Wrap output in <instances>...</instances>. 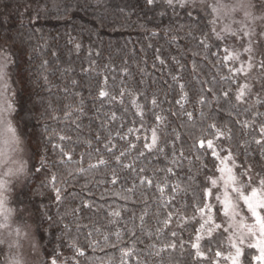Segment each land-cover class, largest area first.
I'll use <instances>...</instances> for the list:
<instances>
[{"label":"trees","instance_id":"1","mask_svg":"<svg viewBox=\"0 0 264 264\" xmlns=\"http://www.w3.org/2000/svg\"><path fill=\"white\" fill-rule=\"evenodd\" d=\"M190 11L188 16L183 9H177V15L162 0L152 5L146 0H0V46L13 53L10 70L16 86L14 117L29 152L28 179L15 193L14 203L28 209L35 224L40 241V264H50L59 253L63 255L58 264L68 261L70 264H122V261L123 264H209L213 259L207 252V240L201 244L208 260H198L190 243H185L183 250L179 244L175 249L164 248L169 242L168 229L157 232L163 226L155 214L159 211L162 221L165 210L157 208L151 191L145 194L147 215H144L143 203L134 204L118 195H131L135 200L144 192L140 178L156 179L151 164L142 157L137 159L144 141H137L135 136H150V132L141 129L135 135L129 134L127 141L116 135L117 129L121 134L126 133L133 126L132 120L136 121L135 127L140 126L133 101L142 105L147 125L160 129L162 140H169L177 149L183 148L185 155L194 143L197 154L207 151L208 155L202 159L209 168L211 150L199 148L198 139H213L215 128L210 125L215 124L217 128L227 125L232 139L222 143L225 148L230 143L233 153L242 150L246 142L264 139L258 131L264 126V104L258 103L256 95L261 84L246 81L243 76L232 82L221 79L230 75L225 65L232 62L217 60L223 48L215 46L218 42L211 32L215 26L209 9ZM233 43L229 40L226 46ZM76 44L80 45L79 49ZM173 76L178 80H173ZM245 87L251 88V94H246L245 102L239 103L235 94ZM229 88V95L224 97L223 91ZM121 89L123 97L119 95ZM201 89L204 104L199 103ZM100 90L107 91L109 97L99 98ZM113 94L117 96L115 101L110 100ZM185 95L181 108L176 101ZM153 98L158 103L165 101L153 109L164 118L161 122L155 121L147 111ZM81 99L83 111L89 116L93 102L96 107L103 104L105 111L110 110L117 116L108 125L111 138L108 131L97 127L98 122L89 126L88 117L79 111ZM259 99L264 101V91L259 93ZM217 103L222 111L217 110ZM185 112H191L192 117ZM122 116L124 127L119 128ZM61 136L67 139L60 140ZM89 140L91 147L85 143ZM128 141L136 144V148L129 150ZM53 144L65 152L72 150L73 156L71 162L58 170L62 186L66 188L62 202L55 201L53 193L41 187L46 175L32 171V165L35 163L38 167L42 158L49 163L58 159L59 149L54 152ZM122 151L124 155H120ZM117 156L119 160L115 159ZM101 158L107 163L100 164ZM248 163L252 164L253 160ZM125 165H132L137 171ZM141 166L147 170L138 176ZM81 168L85 169L83 173ZM252 171L258 169L253 167ZM124 177L128 178L126 182ZM129 188L133 191L129 192ZM125 206L131 211L126 212ZM117 208L124 220L135 212V226L128 223L125 229L119 220L117 224H110L117 219L111 215ZM170 227H175V223ZM117 230L122 233L120 240L114 234ZM194 231L184 233L183 239L189 241ZM93 243L100 246L89 247ZM71 246L82 250L84 256H74ZM121 249L131 255L123 257ZM157 250H161L159 255H155ZM249 253L250 249L244 255L246 264Z\"/></svg>","mask_w":264,"mask_h":264},{"label":"snow or ice","instance_id":"2","mask_svg":"<svg viewBox=\"0 0 264 264\" xmlns=\"http://www.w3.org/2000/svg\"><path fill=\"white\" fill-rule=\"evenodd\" d=\"M147 4L152 5L157 3V0H146ZM163 4L177 12V9H183L188 16H191L190 9L207 10L211 9L212 13H216L217 16L226 8L221 0H215L213 3H209L208 0H162ZM241 6L244 5V0H240ZM249 7L255 8L260 13L258 17H253V21L256 20L264 22V0H250ZM247 15L251 16L252 13L248 12ZM215 24V21H212ZM214 35V39L218 42L215 46L217 49L223 48V53L217 56L218 62L230 61L231 64H226L230 73L229 76L221 77L222 80L232 82L238 76H243L246 81L261 84V87L257 89L256 95L258 103L264 104V101L259 99V93L264 91V23L258 25V30H248L245 28H239L238 30H232L231 27L222 29L220 32L215 27L211 29ZM206 38H207V34ZM231 40L234 43L230 46H226L227 42ZM207 47L205 41H201ZM77 49L80 48L79 44H76ZM215 55V53H213ZM243 57V59H241ZM13 53L10 49L0 48V94L4 92L5 86L8 82L9 72L8 69L11 66ZM45 64L47 61L44 62ZM163 63V62H162ZM254 73V75H252ZM47 83V77H44ZM173 80H178V77L173 76ZM107 81V77L105 78ZM183 89V85H180ZM203 89H201V99L199 103L204 104L206 100L203 96ZM211 92V89L208 90ZM231 88L223 91V96L227 97ZM143 95V93H141ZM246 94H251V88H240L235 94V99L239 103H244ZM119 95L123 97L124 90L121 89ZM109 97V93L104 90L99 91V98ZM117 96L113 94L110 97L111 101H115ZM147 99V98H145ZM217 101L219 98H216ZM186 100V95L181 96L180 100L176 103L183 108V102ZM165 101H160L163 103ZM140 117V126L135 127V120H132V127L127 128V132L121 134L117 129L116 135L120 140L127 141L129 134L135 135L140 132L141 129L150 132L149 135H136L137 141L143 140V149L139 151L137 159L143 158L151 164V172L156 179H151L148 176H142L139 180L140 185L144 186V192L137 195L133 200L131 195L125 196L122 194L120 198L125 201H131L132 203H143L145 205L144 215H147L148 201L146 193L151 191L153 201L156 203L157 208H163L165 210L164 219L160 220V212L155 214L158 223L162 224V228H158L157 232H161L164 229H168L167 235L169 242L164 245V248H177L183 250L185 243H190V246L195 250V255L198 260H208L209 257L205 254V250L202 247L201 242L208 241L207 252L213 257L209 264H245L244 261V249H255L257 254L249 253L248 264H264V139H253L251 142H246V146L242 150H237L235 153L232 151V146L229 143L227 148L224 147L222 141H231V130L224 125L221 128H217L215 124L210 125L211 128H215L212 133L213 139L199 138L198 144L201 149L211 150V168L208 164L203 162L202 157L208 155L207 151L197 154L196 144L190 146V151L185 155L183 148L177 149L174 144L167 139H161L159 134L160 129L156 126L147 125L144 120L146 112L143 110L142 105L132 102ZM160 103L157 99L151 100V108L147 111L155 118V121L161 122L162 118L153 109L158 108ZM170 103V102H169ZM81 108L79 111L87 116L89 119V126L92 123H97V127L109 132V138H111V132L108 127L111 121H116L117 116L109 111H105L103 104L100 107H96L93 102L92 115H88L83 111L84 100L80 101ZM217 110L222 111L217 103ZM3 109H0V122L3 121ZM247 111V109H245ZM127 112V108L124 109ZM189 118L192 117L191 112L184 113ZM259 114V113H257ZM174 115V114H173ZM205 114L201 113L203 119ZM119 128L124 127V118H120ZM244 126L248 127L247 122H244ZM80 125H77L79 128ZM9 131L15 133V129L9 125ZM262 137H264V126L258 129ZM167 135V134H165ZM179 137L177 136V139ZM60 140L67 139L61 136ZM99 139V135H97ZM91 147L92 141H85ZM171 144V147L169 145ZM253 144L255 147H253ZM129 150L135 149L136 144L128 141ZM54 152L59 149V157L57 160L48 162L46 158L39 160V166L34 163L32 165V171L37 174L46 175V179L42 181L41 187L47 189L53 193V199L55 201L62 202V194L66 191V188L62 186L63 182L61 176L58 175L59 168L63 167L66 162H71L73 159L72 150L65 152L64 148L57 144L52 145ZM109 152L112 149L108 146H104ZM95 151L99 152V148ZM147 153V155H146ZM223 153V155H222ZM91 153H89L90 155ZM122 151L120 155H124ZM253 154L255 156L253 157ZM66 157V160H65ZM83 159V156H81ZM119 160V157H115ZM252 159L253 163L249 164L248 161ZM239 160V163L237 162ZM100 164H105L103 158L99 160ZM163 165V167H160ZM95 167V165H90ZM125 168H131L132 171L137 170L132 165H125ZM253 167H256L258 171L253 172ZM52 169H56L53 172ZM236 169H239V175L236 173ZM146 166H141L137 175L145 173ZM213 175H205V173L213 172ZM85 169L81 168L80 172L83 173ZM25 172L24 166L16 169L14 172L12 169L8 170V175L12 176L17 173ZM218 173L219 175H215ZM116 179H120L116 173H113ZM253 176L257 179L254 181ZM125 182L127 177L123 178ZM113 183L116 180L112 181ZM8 180L0 177V216L3 217V223H0V232L10 227L7 223L9 217L12 214V209L7 207L8 197L4 195V191H7ZM245 189L248 191L246 192ZM154 190V191H152ZM129 192L133 189L129 188ZM124 210L131 211L126 206ZM242 213L248 215L240 218ZM111 215L117 219L111 220L110 224H117L118 220L122 222L123 227L127 229V224L132 223L135 226L136 214L132 212V215L124 220L121 217L119 208L113 210ZM219 218L220 222H217ZM254 223L248 221L253 220ZM143 219V216L140 217ZM175 223V227H170ZM190 229H195L193 236L189 241L183 239L184 233L189 232ZM61 231H66L62 229ZM15 235L22 237L23 234L20 228L14 230ZM12 233L10 232L9 235ZM117 240L121 239L122 233L117 230L114 233ZM227 234V235H225ZM91 235V234H90ZM132 235L136 233L132 231ZM216 237L213 239V237ZM139 240V237H137ZM143 243V241H140ZM63 247V245H61ZM98 243L89 245L93 249L99 247ZM105 246H107V238H105ZM73 255L83 257L82 250H76L74 246ZM215 248V250H214ZM221 249H224L221 251ZM56 250L54 249L53 252ZM123 257L131 255L129 251L123 249L120 250ZM161 250H157L155 255H159ZM50 256L52 253L49 254ZM62 253H59L53 258L50 264H58L61 261ZM191 255V253H190ZM13 264H20L19 259L14 260ZM63 264V262H62ZM70 264V261L67 262ZM123 264V261H122Z\"/></svg>","mask_w":264,"mask_h":264},{"label":"rangeland","instance_id":"3","mask_svg":"<svg viewBox=\"0 0 264 264\" xmlns=\"http://www.w3.org/2000/svg\"><path fill=\"white\" fill-rule=\"evenodd\" d=\"M209 3L215 2V0H208ZM221 2L226 6V8L217 16L216 13H212L209 8V13L211 16V21H215V28L218 32L222 29L231 27L232 30H238L239 28H247L248 30H258V25L264 23L262 21L256 20L253 21V17H258L259 12L255 8L249 7L250 0H244V5L241 6L240 0H221ZM248 12H251L252 15H247ZM0 48H4L0 46ZM243 59V57H241ZM13 62L10 61V65ZM9 76L8 82L5 86L4 92L0 94V109H3V121L0 122V177L8 180L7 191H4V195L8 197L7 207L12 209V214L9 217L7 223L10 225L8 233H13L16 228H20L22 233L25 234L22 237L16 236V244L20 245L29 236V229L34 230L36 233V227L33 220L28 215V209L23 207H18L14 203V196L17 191H19L26 183L28 179V157L29 152L27 145L23 137L20 134V131L17 127L14 111H15V95H16V86L11 76L10 67L8 69ZM254 75V73L252 74ZM9 125L11 128L15 129V133L9 131ZM21 156L23 159H21ZM24 166L25 172L17 173L15 175L9 176L8 170L12 169L14 172L16 169ZM237 175L239 171L236 170ZM219 174H217L218 176ZM257 177L253 176L255 181ZM247 192L248 190L245 189ZM248 214L242 213L241 219ZM217 222L219 218H217ZM249 223H254V218ZM0 223H3V217L0 216ZM5 231V230H3ZM15 233V232H14ZM3 249V259L0 260V264L7 259L8 261H14L19 259V255L15 252H10L7 248ZM248 248L244 249V255ZM252 254H257V250L250 249ZM33 255L36 259L40 258V245L39 252L35 251ZM246 264V263H245ZM255 264V262H253Z\"/></svg>","mask_w":264,"mask_h":264},{"label":"clouds","instance_id":"4","mask_svg":"<svg viewBox=\"0 0 264 264\" xmlns=\"http://www.w3.org/2000/svg\"><path fill=\"white\" fill-rule=\"evenodd\" d=\"M21 159H23L22 156ZM39 243V237L32 229H29V236L20 245L16 244L14 232L11 235L7 230L0 232V248H7L10 252L17 253L20 257V264H40V261L33 255L34 245L35 251L39 252ZM13 262L5 259L2 264H13Z\"/></svg>","mask_w":264,"mask_h":264}]
</instances>
